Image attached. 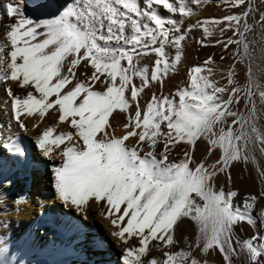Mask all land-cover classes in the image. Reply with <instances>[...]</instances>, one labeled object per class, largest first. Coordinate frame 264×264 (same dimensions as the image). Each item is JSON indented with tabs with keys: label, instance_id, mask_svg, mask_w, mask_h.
I'll return each mask as SVG.
<instances>
[{
	"label": "snow or ice",
	"instance_id": "snow-or-ice-1",
	"mask_svg": "<svg viewBox=\"0 0 264 264\" xmlns=\"http://www.w3.org/2000/svg\"><path fill=\"white\" fill-rule=\"evenodd\" d=\"M206 2L0 3V161L22 160L31 133L54 200L101 219L120 264H264V0H219L224 15L199 17ZM192 30L221 62L208 56L165 92ZM240 165L258 191L233 187ZM30 204L0 176V264H28L9 226Z\"/></svg>",
	"mask_w": 264,
	"mask_h": 264
},
{
	"label": "bare ground",
	"instance_id": "bare-ground-1",
	"mask_svg": "<svg viewBox=\"0 0 264 264\" xmlns=\"http://www.w3.org/2000/svg\"><path fill=\"white\" fill-rule=\"evenodd\" d=\"M5 0H0V3ZM19 3V0H15ZM63 0H57L62 3ZM31 0H24L25 12H30ZM219 0H207L199 17H220L225 14V9L218 6ZM3 14L0 12V20ZM179 18V14L176 15ZM187 22V20H186ZM199 30H192L187 38L188 43L184 46L182 63L179 65L178 72L169 73L164 83V91L169 92L175 86L186 83V71L189 67L200 65L208 56H213L217 63H220L221 51L219 48L209 44H197L194 40ZM226 35H230L227 33ZM228 59L225 57L224 63ZM15 91V89H14ZM159 89H157V92ZM5 98V93L0 87V105ZM8 117L0 110V121L7 122ZM49 122L52 121L51 115L47 116ZM117 120L122 117L117 116ZM115 126V122H114ZM12 131H16L13 127ZM23 144L26 154L23 158L25 165L22 169L15 166L14 159L6 158L0 161V176L6 175L11 181L13 189L23 190L31 197V204L28 210L20 215L18 222H13L10 227V234L15 241L16 247L22 253L23 258L28 264H120V250L115 247L114 241L108 235L104 222L94 213L89 216L86 223H82L75 213H67L54 200V194L51 189V173L49 162L39 155L31 140V133L23 135ZM203 145L200 144L195 149V155L199 157L202 153ZM259 178L252 172L251 168L245 170L244 165L232 170V183L235 189L243 193H249L259 190V184L256 181ZM258 208L252 213L254 219L258 220ZM40 214H51L50 217L39 218ZM39 222V226L34 223ZM101 223L98 229L97 225ZM97 228V235L100 234L103 245L98 248L94 244L93 228ZM102 227L105 232H102ZM101 231V232H100ZM254 229L243 224L237 229V235L247 237L252 234ZM189 234L188 222L181 223L176 230V237L179 241ZM99 236V235H98ZM85 239V240H84ZM2 243V241H0ZM88 248L83 253L82 246ZM94 255V256H93ZM153 255H159L155 250ZM209 264H219V256H209Z\"/></svg>",
	"mask_w": 264,
	"mask_h": 264
},
{
	"label": "rangeland",
	"instance_id": "rangeland-1",
	"mask_svg": "<svg viewBox=\"0 0 264 264\" xmlns=\"http://www.w3.org/2000/svg\"><path fill=\"white\" fill-rule=\"evenodd\" d=\"M102 225H101V223L99 224L98 223V225H97V228L99 229L100 227H101ZM97 228L95 227V228H93V238L95 239V241H94V244H96V246L98 247V248H101V246H100V242H101V239L102 238H100L101 237V235L100 234H98L97 235ZM102 232H105V229L102 227ZM101 232V231H100ZM85 240V239H84ZM87 246L86 245H83L81 248H82V252L83 253H85V251H87L88 250V248H86ZM94 256V255H93Z\"/></svg>",
	"mask_w": 264,
	"mask_h": 264
}]
</instances>
